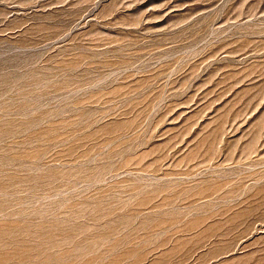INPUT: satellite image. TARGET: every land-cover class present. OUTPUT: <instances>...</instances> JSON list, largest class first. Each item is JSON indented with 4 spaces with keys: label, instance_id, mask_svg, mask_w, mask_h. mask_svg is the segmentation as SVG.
<instances>
[{
    "label": "rangeland",
    "instance_id": "obj_1",
    "mask_svg": "<svg viewBox=\"0 0 264 264\" xmlns=\"http://www.w3.org/2000/svg\"><path fill=\"white\" fill-rule=\"evenodd\" d=\"M0 264H264V0H0Z\"/></svg>",
    "mask_w": 264,
    "mask_h": 264
}]
</instances>
